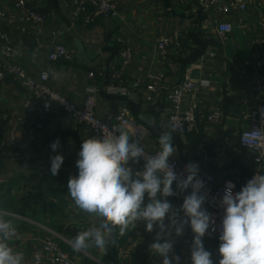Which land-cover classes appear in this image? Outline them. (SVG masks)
<instances>
[{
	"label": "crops",
	"instance_id": "0c3cea01",
	"mask_svg": "<svg viewBox=\"0 0 264 264\" xmlns=\"http://www.w3.org/2000/svg\"><path fill=\"white\" fill-rule=\"evenodd\" d=\"M115 2L118 7L115 18L84 24L82 19L73 23L68 17L65 0H44L40 10L47 19L43 25L27 26L24 31L19 24L8 27L19 47L18 61L34 74L48 71L53 89L73 102L82 103L92 87L119 80L117 53L127 45L133 52V60L124 77L144 80L150 73H160L164 75L163 83L151 101L146 100L144 87L132 89L125 97L101 90L96 98V115L106 119L109 114L127 109L133 120L131 135L150 152L160 150L159 136L170 130L164 121L171 111L169 88L187 73L209 81L208 87L185 93L183 107L197 104L205 116L220 108V124L202 119L195 131H173L175 155L170 158L185 166L206 162L218 181L231 180L238 186L260 174L253 164V152L240 146L239 137L250 125L251 112L257 106L252 90V53L258 51L264 58V9L259 6L264 0H249L248 10L227 14L226 19L234 29L226 34L218 32L215 13L201 8L196 0ZM12 8L13 0H0V9ZM57 29L63 32L62 39L77 51L75 61L48 59L47 43ZM162 37L180 42L182 50L161 55L156 45ZM196 52L200 54L193 59ZM98 71L104 75H89ZM0 113L10 117L0 122V209L9 213L5 218L12 219L17 227L19 239L10 241V245L24 253L25 264H31L33 254L50 235L60 237V247L69 253L74 264H162L163 258L150 250L157 230L147 232L143 222H138L123 237L118 232L114 234L115 242L108 245L107 254L95 248L74 252L73 238L91 226L94 218L75 205L67 183L70 176L78 174L76 161L83 140L95 135L88 126L72 122L58 103L35 100L10 77L0 79ZM142 117L153 120L152 124ZM57 140L59 147L54 151L51 144ZM58 154L64 157V162L53 176L50 158ZM140 165V161L130 162L133 169ZM167 200L174 208H180V201L171 197ZM168 223L166 218L165 224ZM172 239L173 254L180 257L179 264H192L190 226L186 225L180 236L173 230ZM219 243L203 238L213 264H218L221 258Z\"/></svg>",
	"mask_w": 264,
	"mask_h": 264
},
{
	"label": "clouds",
	"instance_id": "9594fccd",
	"mask_svg": "<svg viewBox=\"0 0 264 264\" xmlns=\"http://www.w3.org/2000/svg\"><path fill=\"white\" fill-rule=\"evenodd\" d=\"M101 128V137L83 140L76 161L78 174L70 176L67 183L75 205L94 218L91 226L73 238V251L95 248L107 254L108 245L115 242L114 234L118 232L123 237L143 222L147 232L157 230L151 252L163 258L162 264H179L180 257L173 254V230L180 236L189 225L193 233L192 264H213L203 237L210 226L211 231H216L215 220L203 207L206 196L201 194L204 182L197 179L198 166L187 165V175L181 179L170 163V157L175 155L174 128L170 126L160 134V150L155 155H147L138 141L130 140L127 131L117 134L105 126ZM58 147V140L51 144L54 151ZM141 158L145 161L143 168L135 171L130 162L139 163ZM50 159V172L55 176L64 157L58 154ZM174 181L181 193L189 186L192 189L179 209L167 200L175 195ZM234 187L227 182L220 200L224 215L219 226L218 264H264V174L254 175L239 192L234 193ZM8 215L0 209V264H25L24 253L10 245V241L19 239V233L13 220L5 218Z\"/></svg>",
	"mask_w": 264,
	"mask_h": 264
},
{
	"label": "built area",
	"instance_id": "2783aa9c",
	"mask_svg": "<svg viewBox=\"0 0 264 264\" xmlns=\"http://www.w3.org/2000/svg\"><path fill=\"white\" fill-rule=\"evenodd\" d=\"M44 0H13L11 11L0 9V79L12 78L17 81L35 100H51L59 104L61 110L74 123L88 126L95 137L102 136L101 126L107 127L108 131L119 133L127 131L131 141H138L132 133V118L127 109L119 114H109L106 119H100L96 115L97 94L104 90L111 96H128L132 89L145 88L147 90L146 100L151 101L155 98V93L161 87L164 75L160 73H150L144 80L126 79L125 73L133 60V52L127 46L123 45L117 53L116 77L118 81L92 87L87 93L86 99L82 103H76L64 96L59 90L53 89L49 84L50 74L48 71L40 74L30 72L24 65L18 61L19 47L14 36L8 30V27L19 24L21 30L27 26L40 27L47 19V15L40 10ZM67 5L68 17L73 23L83 20L84 24H90L97 19L110 20L118 15V7L115 0H65ZM197 4L208 12L216 15L217 30L221 34L231 33L234 29L232 23L226 19V15L233 10L246 11L249 8V0H196ZM264 9V4H259ZM55 18H57L54 15ZM63 32L59 29L53 30L48 40L47 48L49 50L48 59L50 61L73 62L77 57V51L71 48L65 40L62 39ZM119 41V40H118ZM120 42V41H119ZM157 49L163 56H168L171 52L179 53L182 50L181 43L172 42L169 37H162L157 41ZM252 74H253V94L256 108L251 112L250 125L240 133V146L253 152V164L255 168L264 174V58L261 53L254 51L252 53ZM47 74V75H45ZM89 75H104L102 71L90 72ZM202 80L184 74L181 79L171 86L168 90V101L171 111L164 119L165 123L175 132H190L198 128L199 122L205 119L210 124L219 125L222 118L220 108H216L207 115H203L197 104L191 107H183V95L187 92H197L209 86V81L205 85ZM31 102L27 103L29 106ZM10 117L6 113H0V122L8 120ZM41 128V127H40ZM139 142V141H138ZM140 144V143H139ZM141 146V144H140ZM145 150L147 155H155L159 150L150 152ZM21 160L24 157H20ZM141 165L134 168L135 171L142 170L145 161L140 159ZM170 163L174 166V171L179 178L183 179L187 173L186 166L179 160L170 158ZM197 179L204 182L201 194L206 196L203 207L211 214L215 220L214 227L216 231H211L203 237L206 241H219V226L222 222L224 209L220 206V200L224 194L227 182H232L235 187L233 192H239L247 183L243 182L238 186L231 180L218 181L217 176L208 168L204 162L198 165ZM175 195L170 196L173 199L183 203L184 196L191 193V186L183 193L177 188V182H173ZM60 237L50 235L43 240L38 250L32 256L31 264H74L69 253L63 250L59 245ZM220 242V241H219Z\"/></svg>",
	"mask_w": 264,
	"mask_h": 264
},
{
	"label": "water",
	"instance_id": "95a60500",
	"mask_svg": "<svg viewBox=\"0 0 264 264\" xmlns=\"http://www.w3.org/2000/svg\"><path fill=\"white\" fill-rule=\"evenodd\" d=\"M78 49H79V51H80V54L81 55H83V47H82V45L78 42ZM142 119H144V121L147 123V124H149V125H151L152 124V122H153V120H151V119H147V118H143L142 117Z\"/></svg>",
	"mask_w": 264,
	"mask_h": 264
},
{
	"label": "trees",
	"instance_id": "16d2710c",
	"mask_svg": "<svg viewBox=\"0 0 264 264\" xmlns=\"http://www.w3.org/2000/svg\"><path fill=\"white\" fill-rule=\"evenodd\" d=\"M200 53H198L197 54V52H196V54H194L193 56H192V58L194 59L197 55H199ZM186 60H190V59H186ZM192 60V59H191Z\"/></svg>",
	"mask_w": 264,
	"mask_h": 264
}]
</instances>
